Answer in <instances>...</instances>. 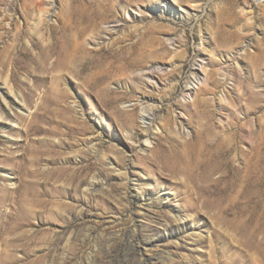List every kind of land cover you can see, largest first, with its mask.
<instances>
[{"label": "rangeland", "instance_id": "1", "mask_svg": "<svg viewBox=\"0 0 264 264\" xmlns=\"http://www.w3.org/2000/svg\"><path fill=\"white\" fill-rule=\"evenodd\" d=\"M2 108L0 264H264V0H0Z\"/></svg>", "mask_w": 264, "mask_h": 264}, {"label": "bare ground", "instance_id": "2", "mask_svg": "<svg viewBox=\"0 0 264 264\" xmlns=\"http://www.w3.org/2000/svg\"><path fill=\"white\" fill-rule=\"evenodd\" d=\"M36 1V0H35ZM35 3V2H34ZM167 3V2H166ZM33 4V3H32ZM166 5V4H165ZM89 8V7H88ZM85 9V8H84ZM171 9V8H170ZM177 10V9H176ZM175 11V10H174ZM85 12H86V9H85ZM173 12V11H172ZM80 13V12H79ZM89 13H91V12H89ZM74 14V13H73ZM244 14H246V13H244ZM80 15V14H79ZM84 15V14H83ZM97 15V14H96ZM99 15V14H98ZM248 14H246L245 16H247ZM85 16H86V13H85ZM85 16H83V17H85ZM88 16V15H87ZM101 16V15H100ZM104 16V15H103ZM103 16H102V18H103ZM106 16V15H105ZM79 17V16H78ZM82 17V16H81ZM89 17V16H88ZM99 17V16H98ZM94 18V17H93ZM96 18V17H95ZM86 19V18H85ZM91 19V18H90ZM98 19V18H97ZM97 19H95V23L97 22ZM250 19H252L251 17H250V15H248L247 16V19L246 20H250ZM84 22V21H83ZM88 22V21H87ZM94 24V23H93ZM92 24V25H93ZM97 24V23H96ZM96 24H94V25H96ZM93 25V26H94ZM90 26V25H89ZM88 26V27H89ZM90 27H92V26H90ZM86 28V27H85ZM94 28H96V27H94ZM91 30H93V29H91ZM84 31V30H83ZM82 31V32H83ZM86 31V30H85ZM93 31H95V30H93ZM80 33V32H79ZM92 33V32H91ZM85 34H86V32H85ZM78 35V34H77ZM88 35V34H87ZM94 35V34H93ZM85 36V35H84ZM84 38V37H83ZM93 41L95 40V37L94 36H92V38H91ZM60 41V40H59ZM63 46V45H62ZM59 48H60V46H59ZM119 66V65H118ZM120 67V66H119ZM155 69V68H154ZM106 70V69H105ZM120 70V69H119ZM118 70V71H119ZM107 71V70H106ZM113 72V71H112ZM115 72V71H114ZM105 74V73H104ZM113 74V73H112ZM149 74H152L153 75V73H149ZM114 75H115V73H114ZM110 76H111V74H110ZM199 76H201V74H199V72L198 71H194L193 73H192V80H194V81H199L200 80V77ZM107 77V76H106ZM147 77H148V79H152V78H150V75H147ZM190 84V83H189ZM4 88L2 89V91H1V97H2V100L1 101H3V103H4V106H5V108L6 109H8V108H10L11 107V103L12 102H16V103H18V104H20L21 106H20V108H21V110L22 111H24V109L27 107L26 105H25V98H26V100H27V98L29 99V97H23V95L22 94H20L17 90H16V88H15V86H14V84H12V79L11 80H9V77H8V79L6 80V82H5V84H4V86H3ZM188 94H190L191 93V86L190 85H188ZM204 90V89H203ZM200 93V92H199ZM199 93L198 92H196V94H198L199 95ZM200 94H203V93H200ZM196 97V96H195ZM200 97V96H199ZM24 98V99H23ZM197 98H198V96H197ZM200 99V98H199ZM195 100V99H194ZM202 100V99H201ZM200 100V101H201ZM207 99H205V102H207L206 101ZM199 101V102H200ZM203 101H204V99H203ZM57 102V101H56ZM194 102V101H193ZM204 102V103H205ZM195 103H197L196 101H195ZM194 103V104H195ZM208 103V102H207ZM51 104V103H50ZM142 105H144V107L142 106V108H140L141 109V111L143 112V115H142V120L143 121H148L149 122V124H152V122H153V116L151 115V114H149V107H151V106H146V104H143V103H141ZM193 104V103H192ZM191 104V105H192ZM206 104V103H205ZM53 105V104H52ZM193 106V105H192ZM200 106H201V104H200ZM203 106V105H202ZM206 106H208V105H206ZM210 106V105H209ZM141 107V106H140ZM153 107V106H152ZM199 107V106H198ZM5 108H2V110H0V121H3L2 119H8L5 115H7V112L5 111V110H3V109H5ZM186 108H187V106H186ZM189 108V107H188ZM135 109V108H134ZM153 109V108H152ZM190 109V108H189ZM199 109H200V107H199ZM192 110V109H191ZM208 110V109H207ZM195 111H196V109H195ZM203 110H201V112H202ZM190 112V111H189ZM192 112V111H191ZM199 112V111H198ZM185 113H186V111H185ZM195 114H198V113H195ZM191 115H192V113H191ZM194 116V115H193ZM210 116V115H209ZM198 118H201V117H198ZM192 119V118H191ZM9 120V119H8ZM258 128H260V127H258ZM261 132H262V130H261ZM261 132H259V133H261ZM261 135V134H260ZM263 135H264V132H263ZM237 137V136H236ZM235 137V138H236ZM263 138H264V136H263ZM146 142L148 143L149 142V139H147L146 140ZM258 143V142H257ZM198 144V143H197ZM222 144V143H221ZM261 144H263V142L261 143ZM200 145V147H201V144H199ZM232 147V146H231ZM234 147V146H233ZM148 148V147H147ZM221 148V147H220ZM223 148V147H222ZM235 148V147H234ZM146 149V146L145 145H143V150H145ZM229 153V152H228ZM216 155V154H215ZM223 155V154H222ZM260 155V154H259ZM199 156V155H198ZM217 156V155H216ZM200 157V156H199ZM210 157V156H209ZM211 160V159H210ZM213 160V159H212ZM199 165V164H198ZM207 166V165H206ZM211 172V171H210ZM24 207V206H23ZM22 207V208H23ZM24 210H25V208H24Z\"/></svg>", "mask_w": 264, "mask_h": 264}]
</instances>
